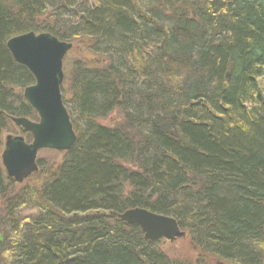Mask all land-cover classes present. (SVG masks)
Listing matches in <instances>:
<instances>
[{
	"label": "trees",
	"instance_id": "16d2710c",
	"mask_svg": "<svg viewBox=\"0 0 264 264\" xmlns=\"http://www.w3.org/2000/svg\"><path fill=\"white\" fill-rule=\"evenodd\" d=\"M28 32L86 49L61 85L76 142L21 184L0 163V264H191L117 218L134 208L196 264H264V0H0V154L36 118L5 45Z\"/></svg>",
	"mask_w": 264,
	"mask_h": 264
},
{
	"label": "water",
	"instance_id": "95a60500",
	"mask_svg": "<svg viewBox=\"0 0 264 264\" xmlns=\"http://www.w3.org/2000/svg\"><path fill=\"white\" fill-rule=\"evenodd\" d=\"M5 45L14 62L25 67L34 80L22 90V97L34 111L37 121L24 117L9 118L21 135L5 136L0 156L6 176L21 184L38 170L39 151L64 153L76 142L61 95L62 62L72 44L49 33L28 32L9 38ZM23 135H29L31 140L27 142ZM117 218L128 226H136L148 242L162 239L173 242L184 234L175 219L145 209H129ZM3 244L0 231V251Z\"/></svg>",
	"mask_w": 264,
	"mask_h": 264
},
{
	"label": "rangeland",
	"instance_id": "374dc122",
	"mask_svg": "<svg viewBox=\"0 0 264 264\" xmlns=\"http://www.w3.org/2000/svg\"><path fill=\"white\" fill-rule=\"evenodd\" d=\"M74 43V42H73ZM76 45V50L75 51H70L65 57H64V61H63V73H64V78H63V83H65V75L67 76V66H69V61L74 60L75 58H77L80 53V57H82L84 54H86V49L83 46H80L81 43L77 42ZM73 46V44H72ZM82 55V56H81ZM119 115L117 112L112 113L109 117H107L104 120H100V124L101 125H105V126H114L118 120H119ZM31 121H37V117L29 119ZM9 126L7 127V129L5 130V132L2 133V137H1V142L3 145V141H4V137L7 135H11V136H17V135H21L19 129L17 127H15L13 125V123L10 121L9 122ZM24 138L26 137L25 135H23ZM62 158V153L61 152H57V151H52V150H42L39 151L37 154V160L38 162L41 161L44 164H49V165H53L54 163H57L60 161V159ZM0 212H1V206H0ZM28 213V211H24L22 213L23 216H25ZM155 243L157 244L156 246L159 248L160 251H162L169 259H173V260H180V261H186L189 262L191 264H196L195 262H197L196 259L199 258V256L201 257V255L199 254V252L196 250V248H194L192 246V244L190 243L188 237L185 235V233L183 234L182 237L177 238L176 240H174L173 242H169V241H165V240H158L155 241ZM204 262L203 264H234V263H222L220 261H217L216 259H214L213 257L210 256H206L205 259L203 258Z\"/></svg>",
	"mask_w": 264,
	"mask_h": 264
},
{
	"label": "bare ground",
	"instance_id": "6f19581e",
	"mask_svg": "<svg viewBox=\"0 0 264 264\" xmlns=\"http://www.w3.org/2000/svg\"><path fill=\"white\" fill-rule=\"evenodd\" d=\"M3 146H4V141H3V145H2L1 153H2V151L4 150ZM0 156H1V154H0ZM0 161H1V160H0Z\"/></svg>",
	"mask_w": 264,
	"mask_h": 264
}]
</instances>
